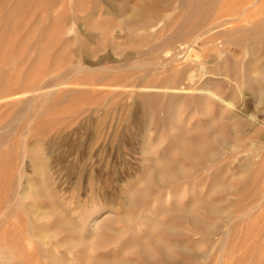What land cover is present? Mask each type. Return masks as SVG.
I'll use <instances>...</instances> for the list:
<instances>
[{
    "label": "rangeland",
    "instance_id": "obj_1",
    "mask_svg": "<svg viewBox=\"0 0 264 264\" xmlns=\"http://www.w3.org/2000/svg\"><path fill=\"white\" fill-rule=\"evenodd\" d=\"M5 1L0 0V264H95L90 259L96 256L113 264H121V259L131 264H264V92L260 87H264V70H248L249 62H257L256 67L264 64V42L258 47L249 40L244 45L232 42L230 34H246L251 18L244 20L240 13L225 15L242 1L241 10L256 0L218 2L211 17L216 26L211 28L209 23L196 31L210 28L204 34L205 43L194 38L196 33L184 44L177 42L174 48L179 59L164 68L165 46L154 53L149 50L154 38L173 32V16L183 11L176 0L168 7L161 1L159 18L164 22L136 30L138 34L154 32L139 46L128 36L124 17L107 13L109 6L104 1L98 12L91 0ZM113 1L121 8L129 0ZM134 2L129 1L131 6ZM256 2V14H262L261 0ZM221 7L227 8L224 14L217 10ZM91 10L96 11L93 19L100 28L82 21ZM232 18L237 19L230 22ZM83 40H89L92 50L76 54ZM140 47L149 55L132 60L163 70L158 69L151 79L166 78L173 66L192 62L190 78L174 89L146 86L143 71L127 60L130 54L138 55ZM253 53L260 59L255 60ZM80 61L93 70L77 71L73 64ZM203 85L206 88L200 89ZM214 87H218L217 94L211 95L208 91L212 88L214 92ZM150 92L160 94L153 112L141 99ZM175 95L181 99L207 95L210 99L202 109L186 108L180 100L174 111L171 98ZM220 114L223 125L217 123L216 129L228 134L224 143L210 144L199 127ZM226 122L233 127L229 129ZM186 130L218 152L217 156L203 158L193 143L180 140ZM178 147L193 156L183 155ZM34 156L41 161L36 159L37 163ZM169 160L189 175H172ZM154 167L168 172L170 178L157 182ZM137 189L146 197H137ZM208 202H215L218 211L207 210ZM183 208L213 229L204 230L191 218H182ZM63 220L68 230L60 228ZM154 222L173 225L175 230L157 228ZM147 231L172 246L171 256L177 263L159 256L155 246L151 249L158 255L148 263L140 251L132 250L135 239L146 238ZM98 232L105 236L95 235ZM82 238L87 242L80 247L82 240L78 239Z\"/></svg>",
    "mask_w": 264,
    "mask_h": 264
},
{
    "label": "bare ground",
    "instance_id": "obj_2",
    "mask_svg": "<svg viewBox=\"0 0 264 264\" xmlns=\"http://www.w3.org/2000/svg\"><path fill=\"white\" fill-rule=\"evenodd\" d=\"M7 1V0H6ZM5 1V2H6ZM76 1V0H75ZM92 1V5L95 7V8H97L99 5H100V3H101V1H104V2H106L107 4H108V8H107V11L106 10H104V11H106L107 13H109V14H113V12L114 13H120L123 17H124V19H123V21H122V23L124 24V25H126L128 28H130L129 30H130V32H129V37H131V36H133L136 40H137V45L139 46V45H142L143 43V41L145 40V39H147V38H152L151 37V35H153V33L154 32H151V34L147 31L146 33H143V34H138V32H136V30L137 29H148V28H150V27H153V26H155L156 24L158 25V23H159V21H163V19H160L159 17V12H160V10H161V7H160V4H161V1H163V0H135V2H134V4L131 6V4L129 3V1L128 2H126L125 3V5L124 6H122L121 8L120 7H117L116 6V3L113 1V0H91ZM125 1V0H124ZM172 1L173 0H165L164 2H166L167 4H166V6L168 7V6H170V4L172 3ZM220 1L221 0H176V2H178V4H179V8H180V10H183L182 11V13L180 14V13H175L174 14V20L172 21L173 23H174V29H173V32L171 33V29H170V25H172V23L167 27L169 30H170V33L171 34H169V36H167V37H165V38H162V39H159V37H162V36H158V37H156V38H154L155 39V42L154 43H152V45H151V47H150V50L149 51H151L152 53H154V52H156V50L158 51V49H160L161 47H164L165 48V52H166V56H165V59H163L166 63L165 64H163L162 62V67L164 68L165 66H166V64H171V63H174V62H176L178 59H179V52L177 51H175V48H174V46L176 45V43L177 42H180L181 44H184V43H186V39L187 38H189L190 36H192V35H195L194 33H196V31L197 30H202V28H204V27H206L209 23H211L212 21H211V17H212V14H213V12L215 11V8H216V5H217V3L219 2L220 3ZM257 1V0H256ZM256 1H254V2H252L249 6H247V7H245L243 10H241V8L240 7H242L243 5H244V2L242 1L241 3H240V1H239V3L241 4V6L240 5H238L237 7H235V10H233L232 12H229L228 11V13L227 14H225V15H236V14H241V15H243L244 16V20L246 19V18H248V17H250L251 19H250V22H249V30L247 31V33L246 34H244L243 36H241V37H238V36H236L235 35V32H233V33H231L230 34V39L232 40V42L233 41H237L238 43H240V44H242V45H244V42L245 41H247V40H249L250 41V43H253V44H255L257 47L259 46V45H261V46H263L262 45V43L264 42V16H263V12H264V0H261V2H260V4H261V6H262V8H261V13L262 14H256V9H255V7L257 6V4H258V2H256ZM260 1V0H259ZM14 2V1H13ZM22 2V1H21ZM80 2V1H79ZM103 2V3H104ZM246 2V1H245ZM24 3V2H23ZM83 3V2H82ZM82 3H80V4H82ZM248 3V2H247ZM28 4V3H27ZM102 4V3H101ZM165 4V3H164ZM163 4V5H164ZM75 5H76V2H75ZM3 6V5H2ZM11 6V5H10ZM21 6V5H20ZM23 6V5H22ZM121 6V5H120ZM165 6V7H166ZM217 6H219V5H217ZM8 8V7H7ZM77 8V7H76ZM79 8V7H78ZM254 8V9H253ZM2 9H4V8H2ZM81 9V8H80ZM102 9V8H101ZM106 9V8H105ZM225 9H227V8H220V9H217L218 10V12H220V13H222V11H224L225 12ZM1 10V9H0ZM9 10V9H8ZM7 10V11H8ZM13 10H15V9H13ZM19 10V9H18ZM82 10V9H81ZM6 12V11H5ZM16 12V11H15ZM88 12V11H87ZM95 10H91L90 12H88V14L83 18V22H85V24L87 23L89 26H91V27H93V28H100V25H99V23H97V21L95 22L94 21V14H95ZM97 12H98V8H97ZM130 12V14L129 15H127V13H129ZM217 12V13H218ZM224 12L222 13V14H224ZM226 12H227V10H226ZM1 13V12H0ZM13 13V12H12ZM100 13V12H99ZM98 13V14H99ZM10 14V13H9ZM13 14H15V13H13ZM97 14V13H96ZM2 15V14H1ZM108 15V14H107ZM9 16V15H8ZM219 16V15H218ZM217 16V17H218ZM237 16V15H236ZM243 16H241V17H243ZM3 18V17H2ZM94 18V19H93ZM230 18V17H229ZM234 19H237V18H232L231 19V21L230 22H233V20ZM3 20H4V18H3ZM8 20V19H7ZM77 19L75 18V23L76 22H78V21H76ZM99 20V19H98ZM106 20V19H105ZM114 20V19H113ZM239 20V19H238ZM63 21V20H62ZM66 21V20H65ZM101 21V20H100ZM99 21V22H100ZM110 21V20H109ZM227 20L224 18L223 20H222V22H226ZM22 22V21H21ZM64 22V21H63ZM164 22V21H163ZM216 22H219V21H216ZM5 24L7 23L6 21L4 22ZM9 23V22H8ZM114 23V21H111L110 22V24H113ZM57 24V23H56ZM103 24V23H102ZM163 24V23H162ZM166 24V23H165ZM228 24V23H227ZM121 25V24H120ZM214 25L216 26V23L214 22V23H211V25H210V27L211 28H213L214 27ZM220 25V24H219ZM221 25H223V23H221ZM239 25V22H235L234 21V26L235 27H239L238 26ZM7 26V28L9 27V25H6ZM243 26V25H242ZM165 27V26H164ZM172 27V26H171ZM88 28V27H87ZM207 28V27H206ZM164 29V28H163ZM210 29V28H209ZM209 29H205V31H200L197 35H195V37L194 36H192V37H194V38H196V36H197V39H199V40H201L202 41V43H205V39H204V34H207V32L209 31ZM246 29V28H245ZM128 30V31H129ZM162 30V29H161ZM166 30V29H165ZM3 31L5 32V29H3ZM107 31H109L108 29H107ZM139 31V30H138ZM151 31V30H150ZM168 31V30H167ZM224 31V30H223ZM3 32V33H4ZM44 32V31H43ZM105 31H103L102 33H104ZM140 32V31H139ZM161 32V31H160ZM220 32V31H219ZM225 32V31H224ZM3 33H2V35H3ZM0 34H1V32H0ZM5 34V33H4ZM155 35H157L156 34V32H155ZM158 35H161V33L159 34V32H158ZM99 36V35H98ZM225 36H226V33H225ZM1 37V36H0ZM3 37V36H2ZM46 37H47V35H46ZM155 37V36H154ZM100 38H101V36H100ZM220 37H217L216 38V42L218 41V39H219ZM1 39V38H0ZM190 39H191V37H190ZM48 40H49V38H48ZM150 40V39H149ZM220 40V39H219ZM88 41L89 40H83V41H81V42H79L78 43V46H77V48L75 49V53L76 54H79V53H85V52H87L88 51V53H89V50H90V48H89V44H88ZM129 41V40H128ZM127 41V42H128ZM146 41V40H145ZM224 41V40H223ZM222 41V42H223ZM230 41V40H229ZM231 42V43H232ZM218 43H219V41H218ZM224 43V42H223ZM227 43V42H226ZM145 44V43H144ZM77 45V44H76ZM132 45V44H131ZM136 45V46H137ZM254 45V46H255ZM134 46H135V44H134ZM145 46V45H144ZM219 46H220V43H219ZM251 46V45H250ZM253 46V45H252ZM143 47V46H142ZM136 48V47H135ZM262 48V47H261ZM252 49V48H251ZM250 49V50H251ZM45 50V49H44ZM92 50V49H91ZM91 50H90V52H91ZM256 50V52L257 51H259L260 49H255ZM147 51V50H146ZM154 51V52H153ZM244 51V50H243ZM246 51V50H245ZM245 51H244V53H245ZM159 52L161 53V51L159 50ZM224 52V51H223ZM251 52H254L253 51V49H252V51ZM138 55H135V54H130V55H128V58H127V60H132L134 57H147L149 54V52H145V51H143L142 49H141V47H140V50H138ZM159 53V54H160ZM244 53H242L243 55H244ZM255 53V52H254ZM254 53L252 54L253 56H254ZM264 54V53H263ZM158 55V54H157ZM243 55H241V56H243ZM156 56V55H155ZM162 56V55H161ZM229 56V55H228ZM262 56H264V55H262ZM150 57V56H149ZM255 57V56H254ZM260 57V56H259ZM151 58H154L153 56L152 57H150V59ZM158 58V57H157ZM187 58V57H186ZM257 58V59H256ZM144 59V58H143ZM155 59H156V57H155ZM223 59V58H222ZM240 59V58H239ZM238 59V60H239ZM260 58H258V56H256L255 57V60H259ZM153 60V59H152ZM190 60V59H189ZM237 60V59H236ZM101 61V60H100ZM144 61V60H143ZM217 61V60H216ZM223 61V60H222ZM249 61V60H248ZM132 62H133V64H132V67H136V68H138V69H141L142 71H143V77L145 76L146 78H148L147 80H148V83L147 84H145L146 86H150V87H154V88H172V89H174V88H176L177 86H179L180 84H182L183 82H184V80H185V78L186 77H188V78H190V76H191V72H192V70H193V64H192V62H190V63H188V62H185V64L183 65V66H181V68H178L177 66H173L171 69H170V71H169V76L168 77H166V78H161V77H158V79H156V80H153V79H151L150 78V76H152V75H154L155 76V74H157V73H159V70L161 69V67H160V69L159 68H156V67H151L150 65H148V64H144V63H139V60L138 59H135V60H132ZM145 62V61H144ZM152 62V61H151ZM179 62H181V61H179ZM178 62V63H179ZM224 62V61H223ZM146 63V62H145ZM177 63V62H176ZM226 63V62H225ZM252 64V62H249V65H248V70H251V69H255L256 70V72L257 71H259V70H264V64L263 65H261V66H258V67H256L255 65L253 66V64L254 63H257V62H255L254 61V63ZM152 64H154V63H152ZM157 64V63H156ZM181 64V63H180ZM227 64V63H226ZM74 66V68L78 71H88V70H93V68H91V67H89L88 65H85V63H83V62H79V63H77L76 65L75 64H73ZM172 65V64H171ZM170 65V66H171ZM174 65H175V63H174ZM230 65V64H229ZM232 65V64H231ZM156 66V65H155ZM224 67L226 66V65H223ZM72 67V66H71ZM203 68V67H202ZM230 68H232V66L230 67ZM71 69V68H70ZM105 69H107V68H105ZM109 69V68H108ZM107 69V70H108ZM159 69V70H158ZM235 69H236V66H235ZM98 70H103V68H99ZM225 70H226V68H225ZM237 70H238V68H237ZM161 71H163L162 69H161ZM232 71H234V69H232L230 72L232 73ZM167 72V71H166ZM226 72V71H225ZM237 72V71H236ZM250 72V71H249ZM264 72V71H263ZM214 73H216V72H214ZM228 73V72H227ZM233 73H235V72H233ZM253 73H255L254 71H253ZM236 74V73H235ZM251 74V73H250ZM168 75V74H167ZM233 76H234V74H232ZM153 76V77H154ZM251 76H253V75H251ZM144 77V78H145ZM143 78V79H144ZM250 78V77H249ZM254 78V77H253ZM252 79V78H251ZM255 79H258V78H255ZM141 81V80H140ZM256 81V82H255ZM205 82V81H204ZM208 82V81H207ZM254 82L255 83H257V80H254ZM253 82V83H254ZM258 82H259V80H258ZM252 83V84H253ZM203 84H206V82L205 83H203ZM222 84L223 83H221V86H222ZM251 84V85H252ZM259 84V83H258ZM251 85H250V87H251ZM207 86V85H206ZM249 86V85H248ZM255 86H258V85H255ZM260 86V85H259ZM42 87V86H41ZM190 86H188V88H189ZM202 87V88H201ZM200 87V89H205L206 87H205V85H203V86H201ZM223 87V86H222ZM233 87V86H232ZM261 88H263V92H264V87H262V86H260ZM197 88V87H196ZM208 89V88H207ZM214 89H215V87H214ZM218 89V87H216V89L214 90V92H213V90H212V88H211V90H209L208 92L211 94V95H216L217 93H215V91ZM254 89V88H253ZM257 89V88H256ZM161 90V89H160ZM164 90V89H163ZM199 90V89H198ZM222 90V89H221ZM230 90V89H229ZM233 90H234V93L235 94H237L236 92H235V88H233ZM233 90H232V92H230L231 94L233 93ZM252 90V89H251ZM260 90V89H259ZM262 90V89H261ZM260 90V92H262ZM159 91V90H158ZM200 91H202V90H200ZM204 91V90H203ZM256 91V90H255ZM219 92V91H218ZM259 92V91H258ZM258 92H256L257 94H259V96H260V93H258ZM50 92H48V94H49ZM253 93H255V92H253ZM256 94V95H257ZM209 95V94H208ZM261 95H263L262 93H261ZM173 96V95H172ZM178 96V95H177ZM160 97V94H158V93H144V94H142L141 95V99H142V103H143V105L145 106V107H149V108H151V112H153L152 111V109H153V107H154V104H155V102H156V100L158 99ZM235 97V96H234ZM258 97V96H257ZM172 100H173V108H174V106H175V110L174 111H176V108L178 107L177 105L179 104V102H180V100H183L184 102H185V105H186V108L187 107H191L192 105H195V106H197V107H199V108H203L204 107V104L206 103V101H208L209 99H210V97L209 96H207V95H196V96H186V97H183V99H181V98H179V96L178 97H176V95L173 97V98H171ZM221 99V98H220ZM225 101V100H224ZM262 101V100H261ZM263 101H264V96H263ZM263 103V102H262ZM158 104V103H157ZM230 104V103H229ZM228 104V105H229ZM142 105V104H141ZM180 106V105H179ZM210 106V105H209ZM179 109H180V107H179ZM184 110H185V108H184ZM196 110H197V108H196ZM148 111V110H147ZM173 112V111H172ZM148 113H149V111H148ZM175 113V112H174ZM177 113H180V112H177ZM185 113V112H184ZM196 113V112H195ZM206 114V113H205ZM219 115V114H218ZM147 116H148V114H147ZM180 118V117H179ZM151 119V118H150ZM224 119V118H223ZM223 119H222V116H221V114H220V117H214V118H212V119H210L209 121H208V123H206L205 125H202L201 127H199L200 128V130H203V132H205L206 133V137H208L207 139H209L210 141H211V143L210 144H212V142H218V143H224L225 142V136L228 134H226L225 135V133L223 132V131H220V130H217L216 129V125H217V123H219L220 121H223ZM181 120V119H180ZM224 123V122H223ZM227 123V125H228V127H229V129L231 128V127H233V126H231L230 127V123L229 122H226ZM231 123H232V125L234 124L232 121H231ZM220 124V123H219ZM220 125H223V124H220ZM236 125V124H235ZM225 126V125H224ZM244 126V125H243ZM225 127H227V126H225ZM193 129V128H192ZM191 129V130H192ZM236 129V128H235ZM228 130V129H227ZM199 132H202V131H199ZM228 132V131H227ZM230 132V131H229ZM192 132L191 131H188V130H186V131H183V132H181V134H180V140H184V141H188V142H191V143H193V145L195 146V148L198 150V152L200 153V154H202V157L204 158V157H206V156H208L209 158H211V159H213V158H215L216 156H217V154H218V152H216V151H214V150H209L208 148H207V146L205 145V144H203L202 143V141H200L199 139H197V138H195L192 134H191ZM205 137V136H204ZM208 140V141H209ZM163 142V141H162ZM191 145V144H190ZM210 146V145H209ZM37 147V146H36ZM190 147V146H189ZM192 147V146H191ZM195 148H192V149H195ZM37 149V148H36ZM41 149V148H40ZM217 149V148H216ZM155 150V149H154ZM178 150L183 154V155H186V156H189V157H192L193 155H192V153H191V151L189 152V150H185V149H182V148H179L178 147ZM38 151V150H37ZM33 152V151H32ZM40 152V151H39ZM42 152V151H41ZM34 153V152H33ZM38 153V152H37ZM176 154V153H175ZM199 154V155H200ZM181 155V154H180ZM35 157V161L37 162V160L38 159H40L39 158V156H38V159H37V156H34ZM42 157H44L43 155L41 156V158ZM150 157V156H149ZM154 158V157H153ZM160 158H161V156H160ZM37 159V160H36ZM155 159V158H154ZM159 159V158H158ZM163 159V158H162ZM33 160V159H32ZM42 160H44V159H42ZM174 160V159H173ZM173 160H169V164H170V167H171V169H172V171H173V173H172V175H175V176H177V178L178 177H186L187 175H189V171L187 170V169H185V168H183L182 166H180V165H178L176 162H174ZM40 161H41V159H40ZM39 160H38V162H40ZM151 161V160H150ZM157 161V160H156ZM161 161H163L164 162V160H161ZM37 162V163H38ZM43 162V161H42ZM158 162V161H157ZM161 163V162H160ZM194 163H196V162H194ZM199 163V162H198ZM43 164V163H42ZM41 163H40V165H41V167L43 166ZM45 165H46V161H45V163H44ZM150 164V163H149ZM148 164V165H149ZM156 164H159V162L158 163H156ZM201 164V163H200ZM149 166H151V165H149ZM160 166V165H159ZM162 166V165H161ZM160 166V167H161ZM251 166V165H250ZM148 167V166H147ZM221 167V166H220ZM44 168V167H43ZM219 168V167H218ZM217 168V169H218ZM251 168V167H250ZM162 169V168H161ZM161 169H157V167H154V176H155V180L157 181V182H165V180H168L170 177L168 176L169 175V173L168 172H166V171H164V170H161ZM216 169V170H217ZM143 170H144V168H143ZM219 170V169H218ZM250 170V169H249ZM251 171V170H250ZM215 172V171H214ZM250 173V172H249ZM252 173V172H251ZM250 173V174H251ZM145 174V173H144ZM249 174V175H250ZM148 175V174H147ZM248 175V176H249ZM144 176V175H143ZM153 176V175H152ZM145 177H146V175H145ZM149 178V177H148ZM224 178V177H223ZM247 178V177H246ZM245 178V179H246ZM173 179V178H172ZM229 179V178H228ZM236 179V178H235ZM241 180V178H238L237 180ZM248 179V178H247ZM227 180V179H226ZM232 180V179H231ZM144 181V180H143ZM153 181V180H152ZM169 181H171V180H169ZM233 181V180H232ZM242 181V180H241ZM246 182H249V181H247V180H245ZM238 182V181H237ZM240 182V181H239ZM153 183H155L154 181H153ZM226 183H228V182H226ZM241 183H243V181L241 182ZM251 183V182H250ZM157 184V183H156ZM237 184V183H236ZM239 184L240 183H238V186H239ZM247 184V183H246ZM233 185V184H232ZM237 186V185H236ZM238 186H237V188H238ZM242 186V185H241ZM42 187V186H41ZM134 187V186H133ZM137 187V186H136ZM216 187V186H215ZM223 187H225V186H223ZM244 186H242V188H243ZM248 187V186H247ZM246 187V188H247ZM217 188V187H216ZM218 189V188H217ZM216 189V190H217ZM233 190V189H232ZM231 190V191H232ZM237 189H235L234 191H236ZM240 191H242L241 190V187H240V189H239ZM239 190H237V191H239ZM247 190H249L248 188H247ZM36 191V190H35ZM134 191V190H133ZM230 191V190H229ZM250 191L251 190H249V193H250ZM41 192H43L42 190H41ZM146 192V191H145ZM252 192V191H251ZM24 194V193H23ZM39 194V193H38ZM49 194H51V193H49ZM137 197H143L145 194H144V192H142V191H139L138 189L135 191V193H134ZM253 194V193H252ZM26 195V194H25ZM245 195V194H244ZM246 195H248L249 196V194L248 193H246ZM245 195V196H246ZM42 196V195H41ZM239 196H241V195H239ZM251 196V195H250ZM249 196V197H250ZM131 197V196H130ZM130 197H128V198H130ZM134 197V196H133ZM144 197H146V196H144ZM166 198V197H165ZM196 198V197H195ZM205 198V197H204ZM203 198V199H204ZM247 198V197H246ZM138 200H139V198H137ZM137 199H135V200H137ZM202 199V200H203ZM205 199H207V198H205ZM245 199V198H244ZM113 200V199H112ZM143 200H144V198H143ZM193 200H194V198H193ZM239 200V199H238ZM243 200V199H242ZM246 200V199H245ZM203 201H205V200H203ZM208 201V200H207ZM194 202V201H193ZM206 202V201H205ZM210 202V201H209ZM209 202H208V204L206 203L205 205H207V210L209 209L210 211H218V207H217V204L215 205V202H213L214 204H209ZM212 202V201H211ZM235 202H237V201H235ZM143 203V202H142ZM197 203V202H196ZM237 203H239V201L237 202ZM127 204V203H126ZM134 204V203H133ZM198 204V203H197ZM200 204V203H199ZM194 205H196L195 203H194ZM203 205V204H202ZM130 207V206H129ZM181 207V206H180ZM205 208V207H204ZM95 211V210H94ZM146 211H147V209H146ZM163 211V210H162ZM170 211V210H169ZM192 211V210H191ZM191 211H186V210H184V208H183V210H181L180 211V215H182L183 217L182 218H184V216H186L187 218H191V221H193V223L195 224V225H197L198 227H201V228H203L204 230H207V231H209V230H212L213 229V226L212 225H210V223H208V222H204L203 220H201L200 218H198L197 216H196V214H193ZM194 211V210H193ZM128 212V211H127ZM126 213V212H125ZM139 213H140V211H139ZM149 213V212H148ZM162 213V212H161ZM164 213V212H163ZM127 214V213H126ZM218 214V213H217ZM130 215V214H129ZM180 215H179V217H180ZM131 216H132V213H131ZM138 216H139V214H138ZM199 216V215H198ZM87 217V216H86ZM135 217V216H134ZM145 217V216H144ZM174 217H176V216H174ZM174 217H172V218H174ZM186 218V219H187ZM185 219V218H184ZM117 220V219H116ZM162 220V219H161ZM218 220V219H217ZM60 221V220H59ZM113 221H115V220H113ZM113 221H111V222H113ZM151 221V220H150ZM156 221H157V219H156ZM163 221V220H162ZM109 222H110V219H109ZM126 222H127V220H126ZM133 222V221H132ZM148 221H146L145 223H147ZM177 222V221H176ZM60 223V222H59ZM58 223V224H59ZM128 223V222H127ZM155 223V222H154ZM38 225V224H37ZM60 225V228L63 226V228L66 230H68L69 228L67 227L66 228V226H67V223H66V221H61V223L59 224ZM108 225V224H107ZM147 225H149V224H147ZM155 225L157 226V228L160 226V228L162 229V227L161 226H163V228L164 229H166L167 231H174L175 230V227L173 226V225H167V226H164L163 225V223L162 222H157V223H155ZM33 226V225H32ZM104 226V225H103ZM152 226V225H151ZM177 226V225H176ZM34 227V226H33ZM100 227V226H99ZM149 227V226H148ZM32 228V227H31ZM36 228L37 227H35V229H34V231L36 230ZM101 228V227H100ZM108 228L109 229H111L112 227H109L108 226ZM153 228V227H152ZM200 228V229H201ZM108 229V230H109ZM153 229H155V228H153ZM181 229V228H180ZM95 230H97L96 228H95ZM177 230V229H176ZM32 231H33V229H32ZM34 231H33V233H34ZM89 231V230H88ZM105 231V230H104ZM112 231V233H113V230H111ZM123 231V230H122ZM155 231V230H154ZM153 230H152V233L154 232ZM162 231H164V230H162ZM97 232V231H96ZM124 232V231H123ZM212 232V231H211ZM147 233H148V231H147ZM151 232H149L148 233V236L146 237V238H144V239H142V238H140V236H139V238L137 237V235L135 236V238L137 237L138 239L136 240L135 239V244H134V246H133V248H132V250L134 251V249H136V251H140L142 254H143V256L145 257V259L147 260L146 262L148 263V261H152V260H154L155 258H156V255H158V254H155L154 252H153V250L151 249V246H155L157 249H159V251H160V254H159V256H161L163 259H165V260H167V261H170V262H174V263H177V261L175 260V258H173L172 256H171V254L173 253H171V251H172V246L170 247V246H166V245H164L162 242H160V240L158 239V238H156L154 235H152V234H150ZM91 234V233H90ZM118 233L116 232V235H117ZM120 234V233H119ZM92 235H93V233H92ZM95 235H98V236H102V235H104V233L103 234H101V232H100V234H99V232H98V234H95ZM121 236H122V234H120ZM139 235H141V233L139 234ZM70 236H72V235H70ZM79 236V235H78ZM105 236V235H104ZM103 236V238H105ZM107 236V235H106ZM109 236V235H108ZM142 236H144L143 234H142ZM75 237H77V236H75ZM80 237H82V236H80ZM79 237V238H80ZM69 238V237H68ZM73 238H74V236H73ZM78 238V237H77ZM111 238V237H110ZM74 239H76V238H74ZM93 239V238H92ZM71 240H72V237H71ZM78 240H80V242H81V240H82V242L81 243H79L80 245H82V246H80V247H83V244L84 243H86L87 241L84 239V241H83V238L82 239H78ZM77 240V241H78ZM101 240H103V239H101ZM70 241V240H69ZM209 241V240H208ZM73 242V241H72ZM71 242V243H72ZM92 242V241H91ZM77 243V245L79 246V244ZM83 243V244H82ZM70 244V243H69ZM75 244V243H74ZM74 244H73V246H74ZM71 245V244H70ZM76 245V244H75ZM76 245V246H77ZM72 245H71V247H73ZM75 247V246H74ZM177 247H179V245L177 246ZM176 249V248H175ZM174 249V250H175ZM177 250V249H176ZM157 253V252H156ZM178 253V252H177ZM140 254V253H139ZM185 255V254H184ZM7 258V257H6ZM91 258V257H90ZM99 258V259H98ZM97 258V256L96 257H94V258H91L90 259V261L92 262V263H95V264H113L112 262H109V261H102L101 259H100V257H98ZM143 258V257H142ZM118 260V259H117ZM120 262H121V264H131L130 263V261H126V260H123V259H121V260H119ZM54 262V261H53ZM57 262V261H56ZM84 262V261H83ZM116 262V261H115ZM164 262V261H163ZM8 263V262H7ZM59 263V262H58ZM61 263V262H60ZM85 263V262H84ZM80 264H82V263H80ZM86 264V263H85ZM151 264V263H150Z\"/></svg>",
    "mask_w": 264,
    "mask_h": 264
}]
</instances>
